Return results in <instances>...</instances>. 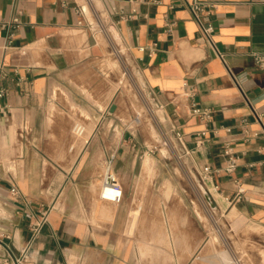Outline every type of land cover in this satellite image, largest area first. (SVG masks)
Masks as SVG:
<instances>
[{
  "label": "crops",
  "instance_id": "crops-1",
  "mask_svg": "<svg viewBox=\"0 0 264 264\" xmlns=\"http://www.w3.org/2000/svg\"><path fill=\"white\" fill-rule=\"evenodd\" d=\"M193 1L0 0V22L9 23L0 27V63L6 64L5 103L11 106L10 114H0V233L5 236L0 264L7 256L2 241L15 255L29 246L36 264L140 263L138 243L148 238L140 240L132 231H149L153 224L136 223L139 209L132 211L124 198L132 184L147 178L137 158L147 145L132 132L122 134L115 115L102 126L108 118L102 107L84 140L74 139L75 121L90 119L77 111L82 95L104 100L98 62L109 46L99 32L125 47L146 100L161 110L170 134L172 127L183 134L186 147L180 150L201 180L207 175L203 182L215 208L264 228V136L248 103L264 113V69L253 56L264 53V0H196L205 4L203 20L215 27L214 44L202 39L187 5ZM65 90L71 95L58 101V92ZM193 101L209 110V120L192 112ZM227 146L237 156L231 173L225 170ZM113 153L124 198L105 203L104 161ZM161 153L156 161L146 155L142 168L152 171L156 162L169 170ZM158 177L154 182H163ZM12 184L34 206L50 210L34 239L25 203L13 195ZM165 193L169 197V186ZM177 226L185 237L181 246L189 232L188 248L199 242L194 223L183 217Z\"/></svg>",
  "mask_w": 264,
  "mask_h": 264
},
{
  "label": "rangeland",
  "instance_id": "rangeland-1",
  "mask_svg": "<svg viewBox=\"0 0 264 264\" xmlns=\"http://www.w3.org/2000/svg\"><path fill=\"white\" fill-rule=\"evenodd\" d=\"M95 28L97 32L102 29L96 21ZM99 33L109 46L105 59L98 62L104 74H100L99 81L105 91L104 100L100 101L94 94L82 95L85 101L76 103L77 111H86L90 119L75 121L74 139L84 140L86 129L96 122V111L103 108L100 113L108 118L102 121V126H109L115 115V123L122 134L132 132L137 142L146 144L147 151L150 150L151 153L144 151L137 156L140 160L138 168L142 170V176L147 177L146 180L132 184L124 198L131 204L132 211L139 209L138 217L135 216L136 223L153 224L149 231H132L140 240L148 238L138 243L139 264H264V228L246 217L238 222L237 216L241 215L215 208L207 195L205 183L200 175L194 173L190 160L168 132L161 110L146 100L141 79L128 51L119 42L112 45L107 33ZM118 81L120 85L115 87ZM65 91L58 92V101H64L71 95ZM112 104L115 105L114 110L110 108ZM51 106L58 108L55 102ZM79 128L85 129L84 135L80 136ZM166 137L171 140L169 147L163 145ZM161 152L167 156L169 170L157 166L156 162L152 171L142 168L146 155H151L156 161L162 158ZM156 177L163 182L169 181L156 183ZM168 186L169 197L165 193ZM104 202L111 203L107 200ZM183 217L186 222L199 227L200 240L194 247L188 248L187 239L191 232L186 236L184 247L180 245V239L184 236L178 230L177 223ZM131 219L132 215L130 222Z\"/></svg>",
  "mask_w": 264,
  "mask_h": 264
},
{
  "label": "built area",
  "instance_id": "built-area-1",
  "mask_svg": "<svg viewBox=\"0 0 264 264\" xmlns=\"http://www.w3.org/2000/svg\"><path fill=\"white\" fill-rule=\"evenodd\" d=\"M187 5L192 13L193 18L198 23L200 30H201V36L202 39H204L207 43L214 44V34H215V27L210 22H205L203 20V15L206 12L205 11V4L199 1H193V2H187ZM13 23H19L18 18H14ZM81 23V22H79ZM8 22H0V27H6L8 26ZM142 50L145 48L142 47ZM254 61L259 66V68L264 69V53H254ZM221 57L223 58L224 55L221 54ZM231 71V70H230ZM8 77V72L6 71V64L4 62L0 63V114L6 115L11 113V106L8 103H5L6 98L10 94V90L7 86L4 85L3 81ZM22 78H20L18 81L20 82ZM248 103L251 105L252 111L256 119L261 123L262 129L260 131V134L264 136V122H263V116L264 113L258 111L256 108L253 107L251 101L248 99ZM192 112L194 114H197L201 116L204 120H209L211 115L208 109H202L197 105V102H192ZM83 128H79L78 132L81 134L83 132ZM171 134L172 136L177 140L180 147H186L184 142V136L183 134L177 130L175 127L171 128ZM259 134V133H258ZM257 134V135H258ZM169 143H171V140L166 137L165 141L163 142V145L169 147ZM187 153V151H186ZM225 154L227 156V165L225 170L229 173L234 172L237 168V156L235 155L234 151L232 150V147L227 146L225 148ZM115 159V153L111 154L105 161H104V171H103V177H102V186H101V198L107 201H111L114 203H120L122 202L124 198V190L119 183L116 172L113 168V162ZM203 180L207 178V175L202 176ZM12 193L13 195L21 198L25 203V209L23 210L26 217H28L31 220V234L32 239H34L37 235H39L46 223L49 221V208H45L44 206H34L33 202L28 200L24 194L17 188L14 184H12ZM5 237L3 234L0 233V238ZM9 238V236H6ZM1 245L5 249V252L7 254L5 258V264H36L33 262L28 254L29 246H26L23 248L20 255H15L10 245L4 241L1 242Z\"/></svg>",
  "mask_w": 264,
  "mask_h": 264
},
{
  "label": "water",
  "instance_id": "water-1",
  "mask_svg": "<svg viewBox=\"0 0 264 264\" xmlns=\"http://www.w3.org/2000/svg\"><path fill=\"white\" fill-rule=\"evenodd\" d=\"M114 108H115V105H112L111 109L114 110Z\"/></svg>",
  "mask_w": 264,
  "mask_h": 264
},
{
  "label": "bare ground",
  "instance_id": "bare-ground-1",
  "mask_svg": "<svg viewBox=\"0 0 264 264\" xmlns=\"http://www.w3.org/2000/svg\"><path fill=\"white\" fill-rule=\"evenodd\" d=\"M264 254V253H263Z\"/></svg>",
  "mask_w": 264,
  "mask_h": 264
}]
</instances>
